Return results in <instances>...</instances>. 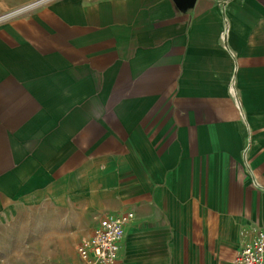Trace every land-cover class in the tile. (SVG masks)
I'll return each mask as SVG.
<instances>
[{"label":"crops","instance_id":"1","mask_svg":"<svg viewBox=\"0 0 264 264\" xmlns=\"http://www.w3.org/2000/svg\"><path fill=\"white\" fill-rule=\"evenodd\" d=\"M27 209L80 228L132 213L115 264H231L264 230V0H51L1 21L0 261Z\"/></svg>","mask_w":264,"mask_h":264},{"label":"rangeland","instance_id":"2","mask_svg":"<svg viewBox=\"0 0 264 264\" xmlns=\"http://www.w3.org/2000/svg\"><path fill=\"white\" fill-rule=\"evenodd\" d=\"M49 1L0 0V22L26 14ZM66 214L61 210L43 209L36 212L27 209L12 215L7 225L11 229L1 238H4L5 248L10 255V250L18 247L14 243H19V248L24 249L12 264H73L69 235L80 228L83 219L65 218ZM37 228H41V232ZM5 258L7 264L11 263L7 256L2 255L1 264H4Z\"/></svg>","mask_w":264,"mask_h":264},{"label":"built area","instance_id":"3","mask_svg":"<svg viewBox=\"0 0 264 264\" xmlns=\"http://www.w3.org/2000/svg\"><path fill=\"white\" fill-rule=\"evenodd\" d=\"M132 220V213L88 214L82 228L69 235L73 264H115L126 227ZM231 264H264V230L258 231L256 238L232 259Z\"/></svg>","mask_w":264,"mask_h":264}]
</instances>
